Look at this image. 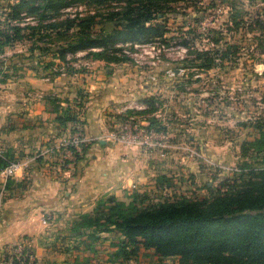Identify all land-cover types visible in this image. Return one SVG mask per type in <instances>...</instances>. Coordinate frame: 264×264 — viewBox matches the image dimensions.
<instances>
[{"label":"rangeland","instance_id":"1","mask_svg":"<svg viewBox=\"0 0 264 264\" xmlns=\"http://www.w3.org/2000/svg\"><path fill=\"white\" fill-rule=\"evenodd\" d=\"M17 1L0 0V38L1 30L7 23V5ZM197 1L180 3L172 10L168 20L172 34L168 37L174 39L167 45L156 42L118 48L121 52L117 56L125 60L118 64L124 65L123 70L132 74L138 91L147 93L145 95L154 101L153 108H150L153 112L149 114L132 110L120 117L122 123L133 118L138 125L133 134L139 141L149 142L145 145V152L151 156L153 165L159 171L148 184L133 188L124 199H119L126 203L130 202L127 199L129 194L135 191L147 193L155 203L161 198L176 195L203 198L211 192L217 193L223 184L251 166L241 155V147L252 139L250 136L256 135L255 128L264 123V0ZM94 10L82 7L69 13L88 16L94 14ZM101 13L104 15L106 11ZM28 21L31 26H36L39 20L36 17ZM235 21L241 26L238 32ZM105 27L111 28V25ZM189 28H198L197 36L188 35ZM71 38L72 35H68L67 40ZM45 39L37 47L34 46L37 39L25 38L0 48V98L10 93L14 101L19 99L24 102L29 97L33 99L29 102L40 100L44 106L49 102L50 108L56 110L61 107L55 101L52 103L56 96L37 95L39 86L29 81L48 84L61 76L71 84L72 81L81 82V75L85 72L90 74L92 70L88 63L95 61L92 57L82 52L69 54L65 62L60 61L56 48L64 46L67 41L57 35ZM184 43L190 47L184 46ZM198 59L200 64L208 59L215 63L210 69L200 68L205 66L195 65ZM87 95L82 89L77 93V97ZM141 101L134 102L137 104ZM22 106L20 104L19 109ZM152 119L155 121L154 127H149ZM43 123L42 120L39 128L43 127ZM56 127L59 130L52 136L57 132L65 137L77 131L84 133L82 129L67 131L60 125ZM118 134L119 130L116 129L111 135L114 143ZM99 136L98 140L104 135ZM98 140L88 143L85 154L92 144L99 145ZM33 145L29 154L17 159L35 160L36 142ZM47 163L61 164L55 160ZM2 171L0 201L5 198L2 195L5 184L1 180L5 178ZM73 172V169L59 170L58 178L64 179L65 175ZM160 177L166 178L164 184ZM44 219L47 225L40 244L43 255L35 264H121L111 262L116 236L101 233L97 238L87 231L90 232L89 238H78L79 235L84 236L82 229L79 233L73 232L81 219L80 215L72 217L57 212L45 214ZM27 240L24 238L21 243L8 249L0 264L6 263V255L7 264H10V256L23 242L29 244L33 253ZM152 255V252L142 251L139 259L129 264H179L177 258L160 261Z\"/></svg>","mask_w":264,"mask_h":264},{"label":"trees","instance_id":"2","mask_svg":"<svg viewBox=\"0 0 264 264\" xmlns=\"http://www.w3.org/2000/svg\"><path fill=\"white\" fill-rule=\"evenodd\" d=\"M187 1L199 2L19 0L5 7L7 23L1 30L0 48L25 38L37 39L34 43L37 47L45 38L57 35L67 41L64 46L56 48L60 61L65 62L69 54L84 52L95 61L118 64L125 62L117 56L121 52L120 47L156 42L167 45L174 39L168 37L172 34L169 16L176 5ZM82 7L94 8V14L69 13ZM102 11L106 14L103 15ZM36 17L38 24L31 26L28 20ZM235 22L238 32L241 26ZM107 25L111 28L105 27ZM197 29L189 28L188 35L197 36ZM68 35H72L71 40H67ZM183 45L190 47L188 43ZM199 60L194 64L205 66L200 68L210 69L215 63L208 59L200 64ZM86 97L80 96V100L83 102ZM82 102L78 103V108L83 107ZM141 102L149 109L141 114L153 112L150 110L154 106L152 98ZM56 112L60 114L59 107ZM69 113L68 108L58 115L56 120L60 126L66 128L69 122L82 124L76 115ZM154 123L152 119L149 127H154ZM255 131L256 135L250 136L252 139L241 147V155L251 166L223 184L217 193L211 192L203 198L176 195L161 198L156 203L147 193L137 191L129 194V203L108 196L96 204L92 214L80 215L73 232L83 230L84 236L79 235L78 238H89L90 232L97 238L101 233L116 236L111 262L121 264L136 262L142 251L152 252L153 258L160 261L177 258L179 264H264V123H260ZM84 155L78 158L74 168L75 178L81 175L85 166ZM4 157L0 158V170L16 160L6 154ZM159 179L163 184L166 181L165 177ZM4 259L7 264V255ZM12 264L19 263L14 260Z\"/></svg>","mask_w":264,"mask_h":264},{"label":"crops","instance_id":"3","mask_svg":"<svg viewBox=\"0 0 264 264\" xmlns=\"http://www.w3.org/2000/svg\"><path fill=\"white\" fill-rule=\"evenodd\" d=\"M88 67L92 71L82 74L78 83L65 82L61 76L48 84L29 81L39 86L37 95L56 96L52 103L61 106L60 114L50 108L49 102L44 106L40 100L29 102L33 101L29 97L24 102L14 101L10 93L0 98V148L11 159L29 154L34 142L35 147H40L48 140L64 137L59 132L52 134L59 130L58 115L68 108L69 114L76 115L82 124L69 122L67 131L82 129L90 144L104 135L98 140L99 145L92 144L86 152L85 166L78 178L71 173L59 179L60 166L31 159L29 167L15 177L1 178L5 181L2 194L5 198L0 201V261L8 249L24 238L31 243L36 260L43 255L40 244L47 225L45 214L58 212L72 217L92 214L101 199L108 196L124 199L129 191L148 184L159 172L145 152L149 142L124 145L114 143L111 137L122 124L120 116L132 111L134 101L148 98L147 93L138 91L132 74L123 70L124 65L93 61ZM81 89L89 94L83 102L77 97ZM80 102L82 108L77 106ZM16 103L23 104L21 109ZM42 120L43 127L39 128Z\"/></svg>","mask_w":264,"mask_h":264},{"label":"built area","instance_id":"4","mask_svg":"<svg viewBox=\"0 0 264 264\" xmlns=\"http://www.w3.org/2000/svg\"><path fill=\"white\" fill-rule=\"evenodd\" d=\"M129 46V45H128ZM140 46V45H135ZM132 110L145 111L148 106L144 103H133ZM138 129V125L134 123L133 118L124 122L119 127V134L116 136L115 141L120 144H140L142 143L133 134L134 130ZM90 140L82 133L77 131L69 137H60L58 139L49 140L44 145L37 147L35 160H47L52 162L53 160L59 161L60 170H71L78 164V158L85 154V148ZM4 153L0 150V158H5ZM78 156V157H77ZM31 163L30 159L26 160H13L10 161L8 166L4 169L3 173L6 178H13L19 172L24 171L29 167ZM46 221V220H45ZM31 248L28 243H22L13 255L10 256L9 263L12 264L16 260L19 264H35L36 259L32 252L27 251Z\"/></svg>","mask_w":264,"mask_h":264}]
</instances>
